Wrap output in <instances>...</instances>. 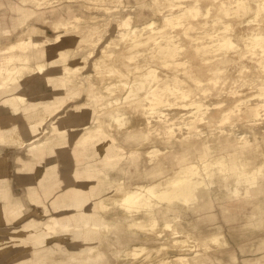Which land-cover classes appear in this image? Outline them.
I'll return each mask as SVG.
<instances>
[{
    "label": "bare ground",
    "instance_id": "1",
    "mask_svg": "<svg viewBox=\"0 0 264 264\" xmlns=\"http://www.w3.org/2000/svg\"><path fill=\"white\" fill-rule=\"evenodd\" d=\"M33 1L36 5L44 2V0ZM92 1L99 2L97 0ZM137 2L142 6L147 1L137 0ZM149 2L155 9L160 11L162 14L161 20L164 24H168L172 28L177 26L183 28L186 34L184 35L185 42H180L173 34L165 32L162 29L163 25L157 24L156 19L153 17H149L140 23H131L129 21L130 15H127L118 21V14L112 13L113 9H110L109 6L99 7L109 14L112 13L108 24L113 25L118 22L124 25L119 27L118 38L115 41L116 45L114 44L111 46L112 48L101 50L100 57L103 60L112 59L110 63L107 62V71L116 72L119 77L126 76L127 71L133 67L130 71L137 72L138 67L141 65L139 64L140 60L134 59L135 51L138 50V46L148 42L153 44V47L157 50V55L162 58L160 61L164 66L168 65L167 67H169L171 65L174 67L171 71L172 74H164L163 77H159L155 68L152 67V63L145 62L146 69L136 73L142 75V77L137 82L133 81L132 83H130L131 79L126 77L123 81L113 85L111 81H105L103 77H98L100 81L102 80V85L106 90H109L110 87H117L128 91L124 98H128L127 102L129 103L122 104L124 108H129L131 113H133L128 120L124 118L123 111L104 108L110 97L104 99L103 90L99 91L98 86L92 84L85 72H82V77L79 81L75 80L72 73L64 74L69 68L65 62L67 58L66 49H64L66 39L77 40L78 42L88 41L92 35L90 30L97 27L94 22H91L87 24L90 28L87 33L83 34V30L81 33L74 32L73 27L79 25L76 23L79 15L69 9V18L60 13L50 21V34L45 33L43 28L37 23H27L25 28L16 36V39L9 41L4 47L5 53L1 57L2 60H0V126L2 123H8L10 128L2 129L0 127V141L21 147L25 144L22 139V131L28 128L34 137H38L41 134V138L36 144L44 147L45 142H47V135H43L44 133L42 132L43 122L50 117L52 129L57 133L56 143H63L66 139H69V143L76 141L85 144L86 141L94 139L93 142L100 140L99 144L105 150L106 143L116 136L136 140L138 143L149 142L151 144L144 149L143 153L146 152L151 157L147 158L148 164H144L141 169H137L136 166L137 178L154 177L164 170L162 168L164 158L171 156L176 162L179 157L183 159L189 153L198 157L199 163H201L205 171H208L209 166L212 164L209 157L213 153H220L216 157L218 169L222 168L220 163L223 164L229 160L230 166L237 170V174L241 177L244 176L243 180L246 181L244 189L246 199H258L259 205L264 209V161L257 167L246 169L242 166L243 160H241V155L247 151L249 155L246 157H249L248 161H252V158L256 155L254 141L248 138H237L227 129L222 130L219 134L211 133L202 137L201 132L196 129V122L192 120L184 122L188 125L187 133L178 134L175 129L176 127H181L182 124H176L177 122L170 120L172 118L171 115H168V112H164V108L161 107L164 104L171 105L169 97L164 94V91H169L174 95L175 104L180 107L193 109L195 113L198 112V118H205L204 121L208 125L219 126L226 118L230 117L232 110L237 107L240 109L241 104L245 105L240 112L242 116H247L250 125L258 123L257 118L264 117V43H262L264 42V0H209L204 2L203 9L201 7L202 0H194L193 3L180 4L179 9H171L169 11L164 8L163 0H150ZM12 8L15 14L11 21H6L5 19L1 21L0 19V34H12L18 26H23L28 18L33 16L44 21L48 18L46 10H40L22 2L15 1L12 4ZM231 8L235 12L232 19L227 15L230 14ZM54 9L52 8L51 11ZM213 11L218 15V20L222 22L220 24L212 23L213 28L209 29L207 28V16ZM248 11H252L253 17H250L253 19L248 17ZM193 19L196 20L194 21ZM251 20H255L254 23H251ZM69 22L72 23V26H69ZM238 24H241L242 34L240 36L244 41L247 40L245 41L246 46H248V43L252 45L260 44L261 51H253V46H248L246 49L238 47V42H235L231 32L234 28L239 27ZM61 26H63V29H60ZM200 26H203L202 31L204 33H189L188 29L192 27L195 29ZM147 29H150V32L143 36L144 31ZM36 31L38 34H36ZM64 33L65 37H62ZM207 35L210 37L209 40H206ZM203 36L204 39L202 38ZM215 39L217 41L213 42ZM217 43L219 47L225 49L216 50L218 45H214ZM249 48L251 51L246 54ZM246 55L251 60H244ZM43 57L49 59L46 60L47 63L44 60H38ZM88 61H92L95 65H100L96 60ZM182 63L187 64L183 70L179 71L177 64ZM57 64L60 68L58 72L54 68ZM121 65L124 66V69H122ZM228 66L231 69L234 66H239L240 71L245 70L247 72L251 68L253 70L261 69L258 74L259 81L257 82L256 92L250 97L254 98L253 101L249 100L247 102L248 98L235 97L234 94L238 91V83L229 84L226 82V75L222 77L220 74ZM146 78L151 81L148 82L144 91H141L146 85L144 81ZM86 79L89 80L87 88L95 98L94 100L91 99V101H95L96 105L100 104L96 110L87 101L82 103L65 102L66 96L64 95L66 93L59 92L60 90L64 91V89L65 91L69 90V92L76 89L80 92L83 83L85 85ZM43 81L46 85H52L51 89L52 93L55 94L56 101L40 100L35 97L27 99L28 93L33 94L36 91L43 93ZM218 82L219 84L220 82L222 83L220 85L225 83L223 86L225 90H221L222 86H219ZM134 87L137 89L136 94L130 93ZM211 90H215L216 94L224 91L225 94L223 93V95L233 96V98H229L231 99L230 103L221 107L223 104L220 101L209 105L200 95H197L199 91L207 94ZM132 94L134 96L130 97ZM114 98L117 99V96ZM90 107L95 112L105 113L106 116L102 118L103 121L108 117V119H112L114 124H107L108 128L98 133L91 131L88 121L95 112ZM207 111L208 113L206 114ZM137 114L140 115V120L137 118ZM94 115L95 118H98L97 114ZM217 116L218 118L215 119ZM216 121L220 123L215 124ZM65 123L69 124V129L64 128ZM156 142H161L163 145L158 147ZM33 145L35 146V143H30L29 147ZM1 151L2 149L0 148ZM129 151V158L133 162L137 160V156L142 154V150L139 147L131 148ZM76 157V163H78L80 159L78 156ZM111 157L112 152L106 151L105 159L109 160ZM1 166V170L6 171L4 169L5 166ZM69 166H71V159L69 160ZM177 170L178 174L169 179L166 185H161L159 181L149 184L138 183L136 188L131 189L125 187V181L115 182L113 174L110 175L103 168L97 167V173H94L89 166H85L83 170L78 165L72 172L69 170V177L65 176V180L69 179L70 181L72 176L78 183L69 184V189L67 188L65 191L58 193L52 199V202L56 203L61 198H65L66 192H69V202H64L61 206L56 203L57 205L55 206L56 210L58 208L61 211L65 210L67 214L63 216V212H61L60 215H56L55 218L57 220L54 223H41L34 216H29L26 218L29 220L18 227L0 224V230L2 231V234L0 233V251L8 253L9 256L13 252L18 262H26V252L23 247H19L24 244H22L19 237L16 238V234L21 235L27 232L32 238L31 244L33 247L31 245V248L34 251H39L37 263L35 264H42L45 258L44 255L48 253L44 252L43 248L50 245L47 240L53 238L52 231L56 235H60L56 232V228L61 224V221L68 224L73 222L69 224V227L64 228L63 231L65 235L68 236L69 234V246H75V249L78 245L83 244L93 248L97 243L103 242L112 251L113 256L117 257L116 259H124L128 264H147L154 263V260L149 262L143 260L137 253L145 250L144 252L147 255L153 248L159 249L169 243L175 246L178 251L172 255H163L155 260L157 264H193L198 260L196 258L198 254L209 252L207 250L210 247L209 240L225 244L230 243V241L224 237L222 230L208 235L196 236L184 229L183 221L178 219V217H184V207L192 208L194 206L200 198L199 192L208 189L211 185V180L209 178L206 180L204 176L199 175V165L192 160L183 159ZM219 173L224 175L223 172ZM129 174L128 170L126 175L128 176ZM196 175L198 177H195ZM106 179H108L107 185ZM98 182L102 185L105 183V186L101 188L106 192H119L118 199H115L114 195L112 196L114 199L112 206L102 201V189H99L97 193L94 191ZM225 184L232 196L238 194L236 187H233L228 181ZM26 186L30 189L28 194L23 196L24 198L38 202L43 201L41 193L35 188L32 178L29 177L26 180ZM43 191L49 195L53 192V189L46 186ZM3 196L4 198H9L10 192L7 188L3 191ZM84 204L93 208L90 210L93 216L91 219L87 218L83 228L75 227V221L85 217L84 211L77 209V207L79 208ZM20 208L21 204L9 203L6 200V203L0 208V221L7 220L10 214L20 220L28 214L39 212L38 209H35L37 207L34 206L29 207L25 211ZM113 209L114 212L112 211ZM117 211H120V215H116ZM110 212L114 216L108 219L105 214L107 213V217H109L108 213ZM174 217L177 218L172 221ZM160 220L162 221V230L170 229L172 240H161L159 243H156L157 241L148 242L147 236L151 235L158 238L162 235V230L156 227L157 222ZM97 225H99L97 229L99 234L96 237L94 234L91 235L92 232L89 229H94ZM7 234H10L9 237L13 242H17V245L15 244L16 247L6 243L5 240L9 238ZM139 234H142V238L139 237ZM81 237L94 239L90 242H83L80 241L82 240ZM137 237L141 238L142 241H133ZM71 238H76L78 242L74 243V240H70ZM133 242L141 243L130 247ZM59 244L60 242L57 241L53 243L55 246ZM125 250L126 253H131V256L123 257L122 254ZM101 251L103 257H105L102 247ZM77 254L72 255L78 256ZM80 256L82 257L83 255ZM261 256H264V254ZM103 257H100L101 261H99V264H116L115 261H111V257L106 258L104 261L102 260ZM89 261L90 259L81 262V264H90ZM3 264L8 263L3 261ZM244 264H264V262L255 257L245 259Z\"/></svg>",
    "mask_w": 264,
    "mask_h": 264
},
{
    "label": "rangeland",
    "instance_id": "2",
    "mask_svg": "<svg viewBox=\"0 0 264 264\" xmlns=\"http://www.w3.org/2000/svg\"><path fill=\"white\" fill-rule=\"evenodd\" d=\"M13 1H18L25 3L26 5H29L34 8H38L40 10H46V14L48 15V18L44 20L37 19L35 16L28 18V20L25 22L23 26H18L15 31L12 32L10 35H5V34H0V60H2V55L5 53V46L9 43L11 40H15L16 36L21 32L23 28L27 25V23H37L39 24L42 28L43 31L48 34L51 33V28H50V21L53 18H56L60 13H62L64 16L69 18V9H71L74 13L79 15V17L76 20V23L79 24L78 26H74V32L81 33L83 30V34L88 32V29H90L87 24L94 22L97 27L93 28V30H90L92 35L91 38L88 39V41L84 42H78L77 40L71 41V39H66L65 44H64V49H66V55L67 58L65 62L69 66V68L65 71V75L72 73L74 75V78L76 81H79L82 77V72H85L86 75L88 76L89 80L92 82V84H96L98 86L99 91L103 90V95L104 99H107L108 97L109 100L105 104L106 106L104 107L105 109L110 108L111 110L114 109V111H123V115H125L124 118L126 120L129 119V117L133 114L131 113L129 108H124L122 104L124 103H129L127 102L129 99L124 98V95L128 92L125 91V89L117 88V87H110V91L106 90L104 86L102 85V80L100 81L98 77H103L105 81H111L113 85L118 83L119 81H123V79H126V77L131 79L132 83L133 81H138L142 75L136 74L141 72L142 70L146 69L145 62H150L152 63V67L155 68L156 72L159 74V77H163L164 74H172L171 71L173 70V66L169 65H163L160 60H162L161 57L157 55V50L153 47V44L151 42H148L146 44L138 46V50L135 51V60H140L139 64L141 65L138 67L137 72H132L127 71V75L123 77H119V74L113 71H107V62L110 63L112 60L111 58H107L106 60H103V58L100 57L101 55V50L103 49H109L112 48L115 44V41L117 40L118 36L117 33L119 32V27H123L124 25L116 22L113 25L108 24L109 18L112 13L118 14V21L125 18L127 15H130L129 21L131 23H140L142 21H145L149 17H153L156 19V23L163 25L162 29L167 32L168 34H173L175 38H177L180 42H185L184 35L185 32L183 31V28L177 26L175 28L170 27L168 24H164V22L161 20V13L159 10L155 9L151 3L149 2L150 0H146L147 2L141 6L137 2V0H97L99 2H94L92 0H44L40 5H36V3L33 0H13ZM13 1L11 3H13ZM51 1V2H49ZM209 0H202L201 2V7L202 9L204 8V2H207ZM194 0H163V4L165 5L164 8H166V11H169L171 9H179L180 4H190L193 3ZM11 6V11L10 13H14V9ZM104 6H109L110 9H113L112 13L109 14L107 11H105L102 8L99 7H104ZM151 7V8H149ZM52 8H55L53 11H51ZM215 10V9H214ZM218 11V10H216ZM235 13L233 11V8H231V12L228 17L232 19L234 17ZM233 14V15H232ZM92 15V16H90ZM225 15V16H227ZM248 17L253 19V13L252 11H248L247 13ZM252 16V17H250ZM226 17V18H228ZM247 17V18H248ZM11 18L13 16H8L3 19L7 21H11ZM73 18V17H70ZM224 18V17H222ZM208 19V25L207 28L211 29L213 28L212 23L215 24H220L222 21L218 20V15L215 13V11L211 12L209 16H207ZM194 21L196 19H193ZM255 20H251V23H254ZM69 26H72V23H68ZM238 28H234L232 30V35L233 39L235 42H238V47L242 49H246L248 46H253L254 49L253 51L259 52L261 51V45L256 44L252 45L251 43H248V46L245 44V40L240 36L242 34L241 31V24H238ZM60 29H63V26L60 27ZM203 26L197 27L195 29L190 28L188 29L189 33H199L202 34L204 33L203 31ZM221 30V28H220ZM37 32V31H36ZM63 32V31H62ZM150 32V29H147L144 31L143 36L146 35L147 33ZM223 33V31H221ZM244 33V32H243ZM38 34V32L36 33ZM62 37H65V33L63 34ZM204 39V36L202 37ZM206 40H209L210 37H206ZM71 41V42H70ZM217 40L215 39L213 42H216ZM212 42V41H211ZM264 43V42H262ZM116 45V44H115ZM218 45V48L216 50L221 51L224 50L225 48L219 47V44H215L214 46ZM63 47V46H61ZM251 49L249 48L248 51H246V54H249ZM151 54H154L153 56H149ZM33 60V59H31ZM38 60H44L46 63V60H49L48 58H39ZM88 60H96L100 63L94 64L92 61ZM244 60H251L247 55L244 56ZM159 61V62H158ZM187 63H182V64H177V67H179V71L183 70L185 65ZM122 69H124L123 65H121ZM176 67V68H177ZM229 67V68H228ZM227 69H223V71L220 73L222 77L226 75V82L229 84H236L238 83V91L234 94L235 97H239L242 99H247V102L253 101L254 98H250L254 92H256V87H257V82L259 81V76L258 74L261 72L260 68L255 67L256 70H253V68L250 69V71H240L239 66H234L233 69L228 66ZM248 67V66H247ZM55 71L58 72L60 70L59 65L54 66ZM244 68V67H243ZM134 79V80H133ZM236 79V80H235ZM89 80H85V85L83 83V86L81 88V91L79 92L78 90L74 89L71 92L69 90L62 91L60 90L59 92H65L66 99L65 102L69 103H82L87 101L88 104L96 110L100 104L96 105V102L91 101V99H95L94 95L91 94L90 90L87 88L89 84ZM146 82V85H144V88L141 91H144V89L147 87L148 82L151 81L149 79H144ZM52 82V81H51ZM44 90L43 93L40 91H36L33 94H27V99L30 97H35L36 99L40 100H49V101H56L55 94L52 93V85L47 84L43 81ZM220 84H222L220 82ZM218 82L219 86H222L221 90H225V85H220ZM136 88L134 87L133 90L130 91V93H135L136 94ZM78 91V92H77ZM125 91V92H124ZM225 94L224 91H222L219 94L215 93V90L209 91L207 94L201 93V91L198 92L197 95H200L203 100L206 101L209 105H212L213 102L220 101L223 105L221 107H224L228 103H230L229 98H233V96H226L223 95ZM164 94L169 97L170 103L169 104H164L161 107L164 108V112H168V115H171L170 120H174L177 122L176 124H182L181 127H176L175 131L178 134H185L187 133L186 131L188 130V125L184 123L186 120H192L193 122H196L197 126L196 129L201 132L202 137H205L207 135H210L211 133L219 134L222 130H228L232 132V135L235 137L239 138H248L251 141H254L255 149H256V155L254 158H252V161H248L249 157H246L249 155V152L245 151L241 155V160H243L242 166L245 167L246 169H250L252 167H257L258 165L261 164L262 161H264V117L257 118V121H259L256 124L250 125L249 121L247 120V116H242V113L240 112L241 109L244 108L245 104H241V108L239 109L238 107L234 110H232L230 117L226 118L223 123H220L219 121H216L215 124H219V126H212L208 125L204 119H199L197 113L193 109L189 108H184L180 107L178 104H175V98L174 95L169 92V91H164ZM117 96V99L114 97ZM134 94L130 95V97H133ZM129 97V96H128ZM117 103H116V102ZM120 105V106H119ZM117 106V107H116ZM90 107V108H91ZM91 108V110H93ZM93 110V112H95ZM209 110V109H207ZM208 111L206 112V114ZM98 115V118H95V115ZM93 114V117H90L89 125L90 128L92 129L91 131L94 132H100L101 130L107 129V124H114L112 119H107L105 121L102 120V118L105 115V113H98L95 112ZM137 118L140 120V115H136ZM218 116L215 118L217 119ZM96 119V120H95ZM169 120V121H170ZM43 129L42 132L44 133L43 135H47V142H45L44 147H41L40 145L36 144L39 138H41V134H39L38 137H34L31 132L29 131L28 128L22 131V139L25 141V144L21 147H18L16 144H10L9 142V147H16V148H22L21 151V156L16 155L14 158H10V167L9 169H6V172H9L8 175V186L7 189L10 192L9 198H5L9 203H17L21 204V210L25 211L29 207L34 206L37 207L35 209H38L39 212H35L32 214H28L26 217L23 219H16L14 218L11 214L8 216L7 222H9V226H15L18 227L25 221H28L29 219H26L29 216H34L38 221L41 223H46V222H52L54 223L57 219L55 218L56 215H60L61 212H63V216L67 214V211L63 210L61 211L59 208L56 210L55 206L58 204V206H61L62 203L59 200L58 202L54 203L52 202V205L54 207V212H50V208L48 206V203L46 200H44V194H46L43 190L45 187L42 189L41 197L43 199L42 202L34 201V200H28L27 198H24L25 194H28V190L30 189L29 187L26 186V182L24 181H19L15 177L17 176L18 172H29L34 170L38 165L42 166L41 163L43 162H48V169L42 168L41 172L44 177H46L48 174H54L57 178V182H55L54 185H49L50 188L53 189L55 187H61L66 184H77L78 181L76 179H73L71 176L70 181L69 179L65 180V176L67 175L69 177V170L70 172L73 171V169L80 165L81 168L84 170L85 166H89L92 172L97 173V167L103 168L104 171L109 172L110 175L113 174V179L115 182L119 181H125L126 183V188H131L134 189L136 188V185L138 183L140 184H149V183H155V182H160L161 185H166L172 177L176 176L178 174V168L179 164L185 160H192L196 162L199 165V171L200 174L206 178H209L211 180V185L208 189L204 191L199 192V197H202L204 194L208 193L210 189L215 191V194L218 196L217 200L218 202L222 201L223 202H228L229 204H232L233 207H242L244 208L243 210H239L242 208H239L238 216L235 218L236 222L234 223L233 231L235 234V239L234 237H230L226 224H224L222 221V218L218 219V222L222 224V227L224 231L222 230V233L224 234V237H228V241L230 243H215L212 240H209L210 247L207 249L208 251L211 250H216L220 251L223 249H229L233 248L236 251L237 254V264H242V259L244 256H253L256 251L257 253L259 252H264V224H261L260 220L257 222L260 218L258 216V207L256 204L257 199L255 198H247L246 199V192L244 191L246 181L243 180V177H241L239 174H237V170L233 169L230 166V161L227 160V162L221 164L222 168L218 169V162L216 161V157L220 155V153H213L209 158H211L212 164L209 166V170L205 171V169L202 167L201 163H199L198 157L191 155L189 153L186 155L183 159L182 157H179L178 160L175 162L174 159L169 156L168 158H164V164L163 167L164 170L160 172L159 174L155 175L154 177H141L137 178L136 173L138 168H142L144 164L147 163V158H150L151 156L147 155L146 152L143 153L144 149L147 148L151 143L149 142H136V140L132 139H124L119 136L113 137L110 142L106 143V149H102L99 142L100 140L93 142L94 139L88 140L85 142V144L78 143L76 141L70 142L69 139H66L65 142L63 143H56L57 142V133L52 129L51 126V118L48 117L47 119L44 120L43 122ZM66 129H69V124L65 123ZM98 128V129H97ZM221 128V129H220ZM220 129V130H219ZM95 134V133H94ZM93 134V135H94ZM25 136V137H24ZM0 143H6V142H1ZM30 143H35V146L33 145L32 147H29ZM158 144V147H161L163 144L161 142H156ZM116 145V146H114ZM139 147L142 150V154L140 156L136 157V161L133 162L129 158V153L131 148ZM144 147V148H143ZM112 152V157L108 160L105 159V152ZM2 152V151H1ZM0 152V153H1ZM50 153L52 155H50ZM57 153V154H56ZM157 155V154H156ZM155 155V156H156ZM10 155L5 154L4 157L0 156V170L2 168L1 165L6 166V159ZM52 156V157H50ZM76 156L79 157L80 160H78V163H76ZM25 157V158H24ZM227 157V156H226ZM71 159V166H69V160ZM247 161V162H246ZM137 166V169H136ZM151 166V165H149ZM130 172V174L127 176L126 173ZM4 170H1V172ZM219 172H223L224 175H221ZM20 173V174H21ZM132 175V176H131ZM209 175V176H208ZM112 177V176H110ZM195 177H198L196 175ZM246 177V176H245ZM65 180V181H64ZM112 181V180H109ZM229 182L233 187L237 188V195L232 196L229 193V189L226 187L225 182ZM108 183V179H106V185ZM35 185V184H34ZM45 185V184H44ZM105 186V183L102 185L99 182L95 186L94 191L97 193L99 189H102L101 187ZM25 188H26V193H25ZM35 188L38 189V187ZM39 190V189H38ZM40 191V190H39ZM103 194H102V201H105L108 203V205L112 206L114 199L112 196L114 195L116 198H119V192L113 191L111 193L110 191L106 192L104 189H102ZM16 197H19L16 199ZM15 198V199H13ZM66 198V197H65ZM64 198V199H65ZM15 201V202H14ZM19 201V202H18ZM248 204H250L248 206ZM116 206V205H115ZM193 208V207H192ZM192 208H186L184 207L183 210L188 209L192 210ZM77 209H81L85 213V217L82 219H78L75 221L76 226L79 228L84 227V223L87 220V218H90L93 216V213L90 212L93 208L88 206L87 204H84L81 207H77ZM114 212V209L112 210ZM94 212V211H93ZM87 214V215H86ZM120 215V211L116 212V215ZM172 214V213H171ZM89 215V217H87ZM109 217H107V213L105 214L106 218L111 219V216H114L112 212L108 213ZM221 217V216H220ZM177 217H174L172 221H174ZM26 219V220H24ZM178 219H181L183 221V227L187 231L191 232L192 234L196 236H202L198 233L195 232L194 226H189L188 222L190 220L187 218V214H184L183 216L178 217ZM24 220V221H23ZM124 220V218H122ZM23 221V222H21ZM60 221V219H58ZM15 222V223H13ZM20 222V223H19ZM60 225L57 226L56 232H58L60 235H56L54 231L53 233V238L48 239L47 242H50L49 246H46L44 249V252H48L45 254V258L42 261V264H81V262H85L88 259H90L89 263L90 264H99L100 257H103L102 250L105 253V257L102 258V260H106V258L111 257V261H115L116 264H128L127 261L124 259H116L117 257L113 256L112 251L109 249L108 246L101 243H97L94 245L93 248H89L87 244L83 245H78L77 248L75 249V246H69V234L68 236L65 235L64 233V228L69 227V224L72 223H65L60 221ZM102 225V224H101ZM100 225V226H101ZM7 226V225H6ZM94 226V225H93ZM158 229L162 230V221L157 222ZM187 227V228H186ZM99 225L95 226L94 229L90 228L89 230L92 232L91 235L94 234V236L97 237ZM12 231V230H10ZM221 229H218L215 232H220ZM0 233L2 234V231L0 230ZM0 234V235H1ZM144 234V233H143ZM164 234V235H163ZM9 237L10 234H7ZM20 238L22 241L23 249L26 252V262H18L15 258V253L11 252L12 254L9 256L8 253L4 252L2 253L0 251V264H3V261L8 263V264H35L37 263V254L39 253L38 250H33L31 248V235L29 233H22L21 235L16 234V238ZM139 237L142 238V234H139ZM147 241L148 242H156L159 243L161 240L164 241H170L172 240V234L170 233V229H163L162 230V235L158 238L154 236H147ZM83 242H90L94 238H83L81 237ZM141 238H136L133 241H142ZM261 238V239H258ZM70 240H74L73 242L76 243L78 240L76 238H71ZM6 243L10 244L12 247H16L15 244L17 245V242H13L12 239L9 237L6 240ZM57 241L60 242L58 246L53 245V243ZM141 242H133L130 247H133L135 245H139ZM14 244V245H13ZM67 244V245H66ZM33 247V245H32ZM92 247V246H91ZM130 249V248H129ZM240 249H245L247 252L243 253L241 252ZM127 250V249H126ZM126 250L123 252V257L130 255L131 253H126ZM145 250H141L138 254V256L142 257L143 260L146 261H152L154 260V263H147V264H157L155 260L159 259L163 255L169 254L172 255L178 249L173 246L172 244H166L164 247L155 249L153 248L150 250L149 254H145ZM78 253V254H77ZM209 252L206 253H201L196 256L198 259L195 263L193 264H201V262H204L205 257ZM72 254H77L78 256H73ZM80 255H83L82 257ZM129 256V257H130ZM81 257V258H80ZM259 259H261V262H264V256H259ZM214 259V258H212ZM220 260V258H219ZM211 261V260H210ZM127 262V263H125ZM220 262V261H219ZM213 263V262H207L206 264H218Z\"/></svg>",
    "mask_w": 264,
    "mask_h": 264
},
{
    "label": "crops",
    "instance_id": "3",
    "mask_svg": "<svg viewBox=\"0 0 264 264\" xmlns=\"http://www.w3.org/2000/svg\"><path fill=\"white\" fill-rule=\"evenodd\" d=\"M13 0H0L1 4H0V19L1 21L3 20L4 16L8 17V16H14V13H10L11 11V6L10 4H13L15 1H13V3H11ZM7 21V20H6ZM2 129H9L10 125L8 123H2L0 126ZM25 137V136H24ZM9 143H0V148L2 149V152L0 153V156L4 157L5 154L10 155L7 159H6V166L4 169H9L10 167V158H14L16 155H20L21 156V149L22 148H16V147H9L8 146ZM57 154V153H56ZM50 155H52L50 153ZM52 157V156H50ZM25 158V157H24ZM42 166L38 165L34 170L29 171V172H18L17 176L15 177L16 179H18L20 182L24 181L26 182L27 179L32 178L33 183L36 185V187H38V189L40 190L39 192L42 193V189L46 186L49 185H54L57 178L54 174H48L46 177L42 178V168L44 167V169H48V162H43V164L41 163ZM21 173V174H20ZM8 175L9 172L6 171H2L0 170V208H2V206L6 203V200L3 196V191L7 188L9 182H8ZM22 183V182H21ZM45 184V185H44ZM69 189V183L61 186V187H55L54 191L52 193H50L49 195L44 194V200H46V202L48 203V206L50 208V212H54V207L52 205V199L54 197L57 196L58 193H61L63 191H65L66 189ZM25 193H26V188H25ZM217 195L215 194V191L210 189L208 193L204 194L202 197L199 198V200L194 204L192 210H188L185 209L184 210V214H187V218L190 220V222H188V225L194 226V230L196 233L200 234V235H208L211 234L212 232L217 231L218 229H221L224 231L222 224L220 222H218L219 218H222V222L224 224H226L227 227V231L230 235V237H234L235 239H237L235 237L234 231H233V225L236 222L235 218H237L238 216H236L238 214L239 210H243L244 208L242 207H233L232 204H229L228 202H223L220 201L218 202L217 200ZM60 203H66L69 202V192H66V198H61L60 199ZM258 210H257V214L258 216H260L259 220L257 222L261 221V224H264V209H262V207L259 205V200L257 199L256 201ZM250 204H248L249 206ZM242 208V209H239ZM239 209V210H238ZM221 216V217H220ZM9 222L7 221H0V224H4L9 226L8 224ZM15 223V222H13ZM187 228V227H186ZM228 238V237H227ZM229 239V238H228ZM261 239V238H258ZM230 240V239H229ZM241 252L245 253L247 252L245 249H240ZM255 253L253 254V256H244L242 259V264L245 263V259L247 258H255V257H259L262 254H264V252H259L257 253L256 251H254ZM205 257V261L201 262V264H206L207 262H213V263H217L218 264H237V254L235 249L233 248H229V249H223L220 251H216V250H211L209 251V253L204 256ZM214 258V259H212ZM220 258V260H219ZM211 260V261H210Z\"/></svg>",
    "mask_w": 264,
    "mask_h": 264
}]
</instances>
